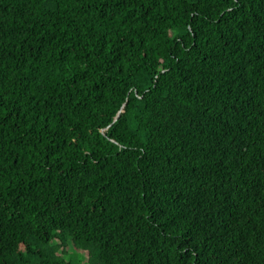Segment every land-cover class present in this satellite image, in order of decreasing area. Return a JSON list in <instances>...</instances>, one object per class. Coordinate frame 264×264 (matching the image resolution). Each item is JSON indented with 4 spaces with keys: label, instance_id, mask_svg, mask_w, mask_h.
<instances>
[{
    "label": "trees",
    "instance_id": "16d2710c",
    "mask_svg": "<svg viewBox=\"0 0 264 264\" xmlns=\"http://www.w3.org/2000/svg\"><path fill=\"white\" fill-rule=\"evenodd\" d=\"M264 264V0H0V264Z\"/></svg>",
    "mask_w": 264,
    "mask_h": 264
},
{
    "label": "rangeland",
    "instance_id": "374dc122",
    "mask_svg": "<svg viewBox=\"0 0 264 264\" xmlns=\"http://www.w3.org/2000/svg\"><path fill=\"white\" fill-rule=\"evenodd\" d=\"M76 264V263H75Z\"/></svg>",
    "mask_w": 264,
    "mask_h": 264
}]
</instances>
